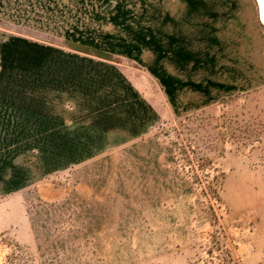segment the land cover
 <instances>
[{
    "label": "rangeland",
    "instance_id": "rangeland-1",
    "mask_svg": "<svg viewBox=\"0 0 264 264\" xmlns=\"http://www.w3.org/2000/svg\"><path fill=\"white\" fill-rule=\"evenodd\" d=\"M182 2L0 0V35L112 72L96 96L109 105L78 108L85 125L105 112L102 153L0 148V264H264V24L256 0H241V16L259 25L244 37L241 19L239 74L215 66L205 76L194 46L189 73L167 39L153 40L152 7ZM71 23L81 41L65 40ZM214 56L225 61L222 49ZM117 133L127 146L112 144Z\"/></svg>",
    "mask_w": 264,
    "mask_h": 264
},
{
    "label": "crops",
    "instance_id": "crops-1",
    "mask_svg": "<svg viewBox=\"0 0 264 264\" xmlns=\"http://www.w3.org/2000/svg\"><path fill=\"white\" fill-rule=\"evenodd\" d=\"M244 2L251 5L249 0ZM177 5L180 9L174 8L175 11L167 4L158 3L152 7V26L156 28L153 40L164 42L167 39L169 46L166 48L173 49L174 60L183 59L189 73L197 65L196 61L193 63L197 58V54L192 56L194 46L200 48L198 64L201 69L206 67L205 76L217 66L226 68L228 74H239L238 70L234 71L232 60L233 52L238 50L235 43L240 42L241 19L246 37L249 27L251 33L256 32L257 16H252L251 11H243L241 16V0H183ZM62 33L69 36L65 39L68 42L83 39L79 23H71ZM127 36V31L125 35L120 34L119 42H126ZM48 48L20 36L0 35V148L14 156L17 148L29 150L33 146L41 153L51 155L102 153L111 143L110 122L106 121L105 112L99 110L101 116L93 117L85 125L81 124L78 108L109 105L110 102L96 96L98 91L111 90V69L81 68L78 52ZM220 49L225 61L217 60L215 64L214 54L218 55ZM182 51L181 58L179 52ZM159 65L157 63L158 68ZM168 67L163 65L160 70ZM252 68V74H255L254 63ZM166 72L171 71L167 69ZM244 72L250 74L249 66ZM261 75H264V69ZM65 106L71 107L70 119L64 117ZM112 144L127 146V140L117 133Z\"/></svg>",
    "mask_w": 264,
    "mask_h": 264
},
{
    "label": "water",
    "instance_id": "water-1",
    "mask_svg": "<svg viewBox=\"0 0 264 264\" xmlns=\"http://www.w3.org/2000/svg\"><path fill=\"white\" fill-rule=\"evenodd\" d=\"M259 20L264 24V0H256Z\"/></svg>",
    "mask_w": 264,
    "mask_h": 264
}]
</instances>
